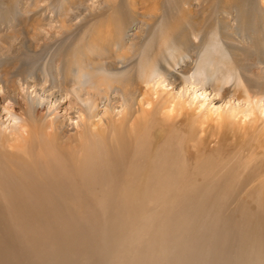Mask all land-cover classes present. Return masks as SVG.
I'll return each instance as SVG.
<instances>
[{
  "label": "rangeland",
  "instance_id": "rangeland-1",
  "mask_svg": "<svg viewBox=\"0 0 264 264\" xmlns=\"http://www.w3.org/2000/svg\"><path fill=\"white\" fill-rule=\"evenodd\" d=\"M92 42L104 56L121 52L102 64L112 62V84L134 95L146 88L145 80L152 85L161 77L164 89L192 102L195 112L234 106L244 109L248 105L242 100L245 80L264 104V0H0L1 139L17 132L25 117H34L41 128L46 125L47 132H51L52 123L71 128L69 123L77 114L68 98H63L64 88L81 62L95 55L89 51ZM147 67L150 75L145 78ZM87 71L90 75L82 76V86L88 85V77L99 76L91 66ZM5 82L16 90L7 91ZM33 90L43 97L34 105L27 95ZM193 122L196 126V117ZM166 135L164 127L153 128L154 148L165 142ZM62 137L65 133L59 130L48 141H38L32 135L30 145L40 142L39 156L50 148L60 149ZM102 144H107L105 139ZM6 148L0 143V264H67L65 258H96V252L100 256L90 264H188L173 253L188 255L193 263V254L207 256L219 244L218 239L231 236L230 229L218 233L209 223L212 212H197L193 196V203L183 201L174 207L150 202L129 226H121L128 214L112 211L107 219L112 236L103 243L82 245L79 240L92 229L76 225L74 212L37 211V204H27L37 196L29 189L35 165ZM225 151L231 156L234 153L229 143ZM256 162L254 167L263 169L264 156ZM253 176L245 173L233 194V201L251 209V215L259 214L257 204L245 194L256 193L250 188L258 187V179L253 185ZM262 176L260 171L259 179ZM192 180L205 183L203 176L196 174ZM15 196L19 204L12 202ZM234 214L241 215L238 209ZM155 221L161 227L155 226V237L143 241L146 253L131 256L133 250L129 253L127 247L136 242L126 240L129 232L146 229ZM170 230L168 238L164 233ZM48 235L52 238H42ZM33 239L46 243L44 252L39 257L20 254V245L31 246ZM23 252L26 254L25 249ZM149 255L153 258L150 262Z\"/></svg>",
  "mask_w": 264,
  "mask_h": 264
},
{
  "label": "bare ground",
  "instance_id": "bare-ground-1",
  "mask_svg": "<svg viewBox=\"0 0 264 264\" xmlns=\"http://www.w3.org/2000/svg\"><path fill=\"white\" fill-rule=\"evenodd\" d=\"M89 51L95 55L81 62L77 73L71 75L64 88L63 98H68V105H73L77 114L69 123L70 129L52 123L49 125L51 132H47L46 125L41 128L34 117H25L10 138H0L9 153H16L35 165L31 166L36 168V175L29 182V189L33 196L34 193L37 196L32 198V204H27H37V211L74 212L76 225L92 229L79 240L87 246L103 243L112 236L113 230L108 229L107 222L112 211L128 214L121 226H129L138 218L137 212L150 202L155 205L167 202L174 207L183 201L193 203V196H196L197 212H212L209 223L218 228V233L223 228L230 229L231 236L218 239L219 244L207 256L198 252L193 254V263L188 255H179L176 251L173 255L188 264H264V216L261 215V211L264 212V176L259 179L264 164L263 169L261 165L258 169L254 167L257 158L264 156V104L261 96L242 80V100L248 103L244 109L234 106L226 110L195 112L196 109L191 108L192 102L176 98L164 89L161 77L152 85L145 80L146 88L139 95L119 86L115 88L109 77L114 64L105 65L102 61L117 58L121 52L104 56L94 42L90 43ZM88 66L98 70L99 76L88 77V85L82 86V76L90 75ZM149 69L146 68L145 78L150 75ZM5 89L14 92L16 87L11 84ZM28 93L30 104L43 99L34 90ZM115 102H119V106ZM24 114L27 116L26 111ZM155 126L167 130L166 140L158 148L151 143ZM57 130L65 133L61 148H50V153L49 150L43 151L38 156L40 142L33 141L30 145L31 136L38 141H48ZM102 139L106 140V145L102 144ZM227 143L234 151L232 156L231 152L225 151ZM245 173L254 175L253 185L258 179V187H250L256 193H251L249 188L250 192L245 194L257 204L259 214L251 215V209L233 201V194ZM195 174L196 177L203 176L205 183L201 185L196 180L195 184L192 180ZM11 200L20 203L18 196L11 197ZM237 209L241 215L235 217ZM155 223L150 222L146 229L129 232L126 240L136 242L127 247L129 253L133 250L131 256L146 253L143 241L147 236L155 237V226L161 227L159 221ZM71 225L72 222L68 223L69 227ZM172 231L164 234L170 238ZM42 238H52V235ZM168 246L166 244V249ZM45 247L44 241L33 239L31 246L21 244L19 253L39 257ZM96 254V258L81 256L77 261L65 258L64 263L90 264L100 256L99 252ZM151 259L149 255V262ZM162 264L166 263L162 261ZM173 264H181V261Z\"/></svg>",
  "mask_w": 264,
  "mask_h": 264
}]
</instances>
